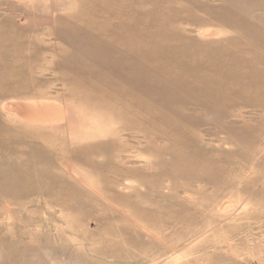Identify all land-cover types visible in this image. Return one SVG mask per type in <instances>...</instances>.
Masks as SVG:
<instances>
[{
  "label": "rangeland",
  "instance_id": "374dc122",
  "mask_svg": "<svg viewBox=\"0 0 264 264\" xmlns=\"http://www.w3.org/2000/svg\"><path fill=\"white\" fill-rule=\"evenodd\" d=\"M0 264H264V0H0Z\"/></svg>",
  "mask_w": 264,
  "mask_h": 264
}]
</instances>
